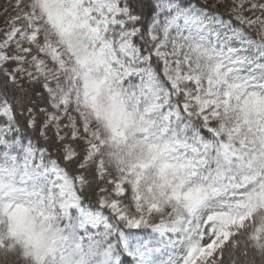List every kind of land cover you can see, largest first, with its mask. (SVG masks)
<instances>
[{"label":"snow or ice","instance_id":"1","mask_svg":"<svg viewBox=\"0 0 264 264\" xmlns=\"http://www.w3.org/2000/svg\"><path fill=\"white\" fill-rule=\"evenodd\" d=\"M147 225L264 264V0H0V264H156Z\"/></svg>","mask_w":264,"mask_h":264},{"label":"rangeland","instance_id":"2","mask_svg":"<svg viewBox=\"0 0 264 264\" xmlns=\"http://www.w3.org/2000/svg\"><path fill=\"white\" fill-rule=\"evenodd\" d=\"M71 219H70V221H66L70 235H71V231L73 229L70 226L71 221H72ZM76 223H77V230H78V234H79L80 230L83 228V225L80 223L79 219L77 220ZM126 229L130 230V231L138 232V234H139L137 238L131 237L132 238L131 241L141 242L144 240H149L146 243L151 242L153 246H158L161 249V251H159L156 255V264H162V261L167 259V252L163 250L164 249V242L167 240V237H161V235L158 232H155L153 230L151 225L141 226L140 228H126ZM84 231L86 232V229H84ZM147 233H151V235H148ZM122 238H123L125 249L127 251L129 248H131L129 245L130 243H128L129 241L125 235Z\"/></svg>","mask_w":264,"mask_h":264},{"label":"trees","instance_id":"3","mask_svg":"<svg viewBox=\"0 0 264 264\" xmlns=\"http://www.w3.org/2000/svg\"><path fill=\"white\" fill-rule=\"evenodd\" d=\"M71 220L72 221H71V225L70 226L73 228L72 231H71V235L74 237L75 235H78L77 223H76L77 222V218H72ZM129 232L132 233L133 235H131V236L126 235V233H129ZM138 235H139L138 232L130 231V230L125 229V236L128 239V241H129L128 243H130L129 245H130L131 248L135 247L138 244H143V243H146L147 241H149V240H144V241H141V242H138V241H134L133 242V241H131L132 238H137Z\"/></svg>","mask_w":264,"mask_h":264}]
</instances>
